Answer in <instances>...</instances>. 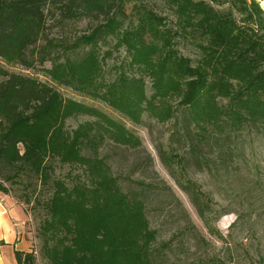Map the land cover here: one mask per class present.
<instances>
[{"label":"trees","instance_id":"1","mask_svg":"<svg viewBox=\"0 0 264 264\" xmlns=\"http://www.w3.org/2000/svg\"><path fill=\"white\" fill-rule=\"evenodd\" d=\"M113 52L121 59L106 77ZM0 59L21 68L0 64V194L43 209L46 264H165L170 239H158L149 211L179 205L136 133L29 73L47 62L50 81L106 102L133 124L148 117L167 125L166 142L155 145L159 160L215 233L219 214L191 173L227 170L245 156L247 137L264 140L257 0H0ZM78 114L95 118L68 128ZM130 151L127 173L114 169L115 157L129 160ZM56 163L80 172L56 177ZM39 185L49 190L42 200ZM183 217L181 231H192ZM14 254L16 264H37L32 251Z\"/></svg>","mask_w":264,"mask_h":264},{"label":"rangeland","instance_id":"2","mask_svg":"<svg viewBox=\"0 0 264 264\" xmlns=\"http://www.w3.org/2000/svg\"><path fill=\"white\" fill-rule=\"evenodd\" d=\"M84 28L85 23L83 22L75 30L72 28L71 32ZM60 33L56 28L50 29L51 37L58 38ZM120 59V54L117 52H113L110 58H106L104 63L106 77H111L110 71L113 70L111 67L115 61ZM0 64L11 71H21L20 66L1 59ZM49 66L47 62L44 66H37L34 70H30L29 73L49 82L63 97L75 99L98 109L107 116L122 122L136 133L141 138L146 153L152 156L153 168L159 177L172 187L179 205L173 199L165 207L158 208V205L152 204V209L149 211L152 224L159 229L158 239L160 241L170 239L169 250H165L167 252L165 264H264V140L262 138L247 137L245 156L242 159L233 160L227 170L191 173L192 179L211 195L213 207L219 214L217 220L211 221L215 231L212 234L198 217L188 196L175 184L159 160L155 145L166 142L167 125L148 117L142 124H133L106 102L50 81L43 71L44 67ZM94 118V115L78 114L67 119L66 125L71 129L80 122ZM119 156L112 161L114 169H120L124 172L123 174H126L127 164L133 159L134 154L130 151L127 155L129 160L121 162L117 161L121 157ZM53 171L56 177L67 180L69 179L67 173L74 174L80 172V169L56 163ZM39 189L38 198L42 200L48 196L49 190L46 186L40 185ZM0 195H8L21 205L25 213L20 224L21 236L28 245L25 251L33 252L37 264H46V259L41 254L42 240L38 231L43 209L40 206L30 208L28 204L18 202L13 192ZM184 213H187L191 223L195 226L192 231H181L185 224ZM199 237L202 239L198 241ZM179 239L184 241L183 250L177 245Z\"/></svg>","mask_w":264,"mask_h":264},{"label":"crops","instance_id":"3","mask_svg":"<svg viewBox=\"0 0 264 264\" xmlns=\"http://www.w3.org/2000/svg\"><path fill=\"white\" fill-rule=\"evenodd\" d=\"M8 195L0 197V264H16L15 250H27L26 240L21 236L23 209Z\"/></svg>","mask_w":264,"mask_h":264},{"label":"bare ground","instance_id":"4","mask_svg":"<svg viewBox=\"0 0 264 264\" xmlns=\"http://www.w3.org/2000/svg\"><path fill=\"white\" fill-rule=\"evenodd\" d=\"M258 2L260 3V5L264 6V1L258 0Z\"/></svg>","mask_w":264,"mask_h":264}]
</instances>
